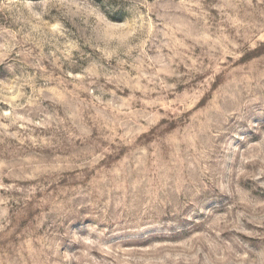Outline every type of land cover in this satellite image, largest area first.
I'll use <instances>...</instances> for the list:
<instances>
[{
  "label": "rangeland",
  "instance_id": "rangeland-1",
  "mask_svg": "<svg viewBox=\"0 0 264 264\" xmlns=\"http://www.w3.org/2000/svg\"><path fill=\"white\" fill-rule=\"evenodd\" d=\"M0 264H264V0H0Z\"/></svg>",
  "mask_w": 264,
  "mask_h": 264
}]
</instances>
